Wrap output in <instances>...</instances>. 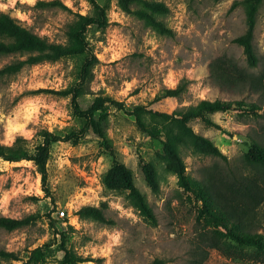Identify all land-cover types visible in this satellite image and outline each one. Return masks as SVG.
<instances>
[{
	"label": "rangeland",
	"instance_id": "obj_1",
	"mask_svg": "<svg viewBox=\"0 0 264 264\" xmlns=\"http://www.w3.org/2000/svg\"><path fill=\"white\" fill-rule=\"evenodd\" d=\"M49 1L57 3H41ZM158 1L168 7L158 17L169 33L124 12L117 0H96L106 8L109 24L104 30L90 26L85 31L98 63L82 83L77 102L88 109L96 98L109 97L120 106L108 107L106 141L89 129L77 141L53 144L45 184L32 161L0 160V220L28 222L11 230L0 224V264H37L33 251L48 242L50 249L44 252L49 257L43 264H59L64 256L62 238L66 248L87 259L80 264H148L155 258L164 264H264L252 248L223 235L224 229L217 233L199 220L200 203L178 185L177 176L160 158L165 137L142 132L132 114L137 106L170 114L202 99L243 100L245 107L208 114L210 123L202 118L188 123L194 133L210 139L226 160L194 147L182 146L180 154L187 173L196 179L204 180L210 173L225 177L247 172L243 155L252 140L264 142V1L254 30L259 59L255 67L248 65L242 47L233 42L246 29L243 5L232 8L240 0ZM0 12L55 43L66 41L67 25L77 14L98 15L91 0H0ZM25 58L0 55V68ZM81 60L68 57L25 65L0 78V143L12 144L18 136L33 140L44 129L80 128L72 114V95L57 92L81 82ZM218 60H230L262 82L219 85L211 72ZM184 78L187 89L181 96L156 99L163 88H175ZM254 103L260 106L256 112L249 107ZM145 120L151 121L149 114ZM115 163L129 168L156 216L155 225L144 219L124 191L105 186L104 174ZM146 164L155 166L158 192L146 181ZM84 206L101 208L108 222L82 218L79 212ZM252 220L254 231L264 233V203ZM215 240L219 248L212 247Z\"/></svg>",
	"mask_w": 264,
	"mask_h": 264
},
{
	"label": "trees",
	"instance_id": "obj_2",
	"mask_svg": "<svg viewBox=\"0 0 264 264\" xmlns=\"http://www.w3.org/2000/svg\"><path fill=\"white\" fill-rule=\"evenodd\" d=\"M263 1L240 0L232 6L235 8L241 4L245 9L246 29L243 34L234 38L233 42L242 47L250 67L257 66L259 62L254 46V30L257 12ZM91 2L98 10V15L77 14L76 18L67 25L64 43L51 42L47 37L40 36L23 25L18 18L9 13L0 12V55L26 56L25 59L16 60L1 67L0 78L17 73L25 65L53 62L68 57L82 58L78 77L81 82L72 88L57 92L65 96L72 95V114L80 122V128H69L62 132L44 129L38 132L33 140L18 136L12 144L0 143V160L32 161L41 173L44 184L47 182V161L53 144L60 141H77L89 129L106 141L108 107L109 105L120 106L118 101L109 97L96 98L94 104L88 109H82L77 102L78 96L83 92L82 83L90 79L92 69L98 63L87 41L85 31L90 26L104 30L109 24L106 8L99 5L96 0ZM41 3L54 5L57 2ZM117 4L124 12L143 19L158 32L171 31L158 17L168 12V7L164 3L158 0H117ZM211 72L219 85L247 86L262 82L261 78H255L230 60H218L212 65ZM187 82L188 80L184 78L175 88H163L156 99L181 96L186 92ZM245 106L243 100L202 99L197 104L184 106L170 114L147 110L145 106H137L132 114L142 132L156 139L165 137L164 153L160 155V158L165 162L167 170L177 176L178 185L200 203L199 220L217 229L214 230L216 232L218 229L219 231L224 229L226 232L223 235L230 236L240 246L252 248L256 254L264 258V233L254 231L252 220L256 210L264 203V142L252 140L249 151L243 155L247 172L239 175L233 173L230 176L216 177L210 173L204 180L196 179L187 173L185 162L180 154L182 146L194 147L206 155L226 160V155L210 139L194 133L188 123L195 118H202L210 123L208 114L236 110ZM249 107L253 112L260 108L256 103ZM146 114L150 115V122L145 120ZM143 171L149 186L154 192H158L159 184L155 166L146 164L143 166ZM103 182L109 189L124 191L127 199L138 208L144 219L153 225L157 223L152 208L146 203L144 195L133 182L129 168L124 164L115 163L104 174ZM79 214L84 219L108 222L101 208L84 206ZM0 224L11 230L22 227L28 222L26 219L3 218ZM64 243L65 240L62 238L60 248L64 250V256L59 264H80L87 261L74 250L66 248ZM50 245L48 242L33 251L34 261L37 264L47 263L49 254L44 251L50 249ZM212 247L219 248L217 240ZM5 255L15 257L13 253ZM164 263L163 259L155 258L148 264Z\"/></svg>",
	"mask_w": 264,
	"mask_h": 264
},
{
	"label": "built area",
	"instance_id": "obj_3",
	"mask_svg": "<svg viewBox=\"0 0 264 264\" xmlns=\"http://www.w3.org/2000/svg\"><path fill=\"white\" fill-rule=\"evenodd\" d=\"M60 215L64 217L65 216V211L60 212Z\"/></svg>",
	"mask_w": 264,
	"mask_h": 264
}]
</instances>
